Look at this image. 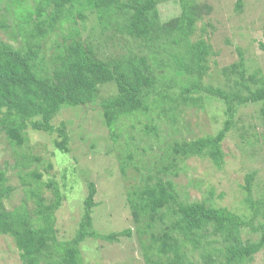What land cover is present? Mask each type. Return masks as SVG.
Segmentation results:
<instances>
[{"label": "trees", "instance_id": "16d2710c", "mask_svg": "<svg viewBox=\"0 0 264 264\" xmlns=\"http://www.w3.org/2000/svg\"><path fill=\"white\" fill-rule=\"evenodd\" d=\"M31 1V5H25L26 0H7L4 9L5 14L11 9L19 35L14 39L16 44L0 38V132L8 144L21 149L31 129L57 134L55 148L67 153L69 135L63 125L54 127L51 121L63 107L92 104L99 96L100 87L112 85L115 93L100 103L110 134L122 119H131L141 126L143 117L146 123L142 133L130 138L143 153L158 145H162L160 150L164 153L159 156L158 166L152 165L151 159L144 162L145 166L134 163L142 186L139 191L127 194L145 264H196L189 258L190 248L200 249L206 264L217 261L218 264H247L264 250V225L253 224L254 217L261 214L259 208L263 203L254 204L249 198L254 172L245 176V185L241 187L247 195L245 203L253 209L249 220L226 208L207 207L204 200H182L170 179L180 168L177 162L183 163L188 158H208L220 169L223 165L221 143L233 128L238 108L259 102L264 106V82L254 74L250 76L254 87L249 86L241 50H237L238 60L222 70L226 83L230 82L226 90L204 85L211 51L202 39L190 42V38L196 23L203 15H209L210 7L196 4L194 0H176L180 15L160 23L158 6L168 0ZM242 8V0H236L235 10L240 12ZM87 12L97 15L100 36L108 29L113 30L121 38L113 41L112 34L110 42L135 41L134 50L101 57L93 44V36L82 37L75 27L78 21H86ZM5 22L0 12V33L7 31ZM55 36L61 37L64 48L61 44L57 46L56 54L61 57H51L56 56V64L45 72L41 63L45 62L46 50L56 42ZM258 47L264 55V42ZM168 69L173 77L162 75ZM203 99L216 100L222 105L221 128L213 136L175 141L179 117L182 118L187 108L202 109ZM260 114L264 118V108ZM134 128L131 124V129ZM15 152L18 154L15 164L21 171L26 170L23 186H30L25 178H33L34 184L40 183L41 174L28 170L37 158ZM125 157L130 162L132 155L126 153ZM6 182V174L0 167V236L13 240L23 264H83L81 247L85 241L115 244L121 238L131 237V229L104 235L94 231L91 212L96 206V189L92 183L88 185L83 214L73 237L58 240L55 213L64 196L57 183L49 179L43 184L52 195L49 201L35 184V189L27 190V196L34 201L32 209L23 200L18 207L7 210L4 201L12 188L5 186ZM243 229L255 234L260 232L259 238L244 241ZM219 240L225 245L217 250L211 243Z\"/></svg>", "mask_w": 264, "mask_h": 264}, {"label": "rangeland", "instance_id": "374dc122", "mask_svg": "<svg viewBox=\"0 0 264 264\" xmlns=\"http://www.w3.org/2000/svg\"><path fill=\"white\" fill-rule=\"evenodd\" d=\"M194 1L210 7L209 15H203L196 23V29L190 38V42L202 39L211 51L208 71L203 78L204 85L226 90L230 82L226 83L222 70L238 60L237 50L242 52L244 74L249 86L254 87L253 80L250 79L254 74L264 82V55L258 47L259 43L264 42V0H242L243 8L240 12L235 10L236 0ZM6 2L7 0H0V12L8 27L6 33H0V38L16 44L14 39L19 38L18 30L11 9L6 12L8 15L5 14ZM26 2L25 5L32 4L31 0ZM158 12L160 23H164L178 17L181 9L176 0H168L159 4ZM75 27L82 37L93 36V44L98 47L101 57L118 56L125 50H134L136 46L135 41L110 42L112 34L113 41L117 37L121 38L113 30L108 29L100 36L97 15L89 12L86 21H78ZM54 38L56 42L46 50L45 62H40L45 72L53 69L56 64L54 59L59 56L56 51L62 39L60 36ZM63 44L64 42L62 47ZM54 55L55 58L51 59ZM162 75L173 77L169 69ZM114 93L112 85L100 87L99 96L92 104L75 108L63 107L53 118L51 124L54 127L63 125L69 135L67 153L55 148L54 143L59 140L57 134L37 133L29 129L26 133L28 141L17 150L8 144L6 136L0 132V167L6 174L5 186L12 188L8 199L4 201L7 210L18 207L23 200L26 201V207L32 209L34 201L27 196V190L35 189L36 185L41 187V194L46 201L52 199L50 190L43 185L52 179L64 196L61 207L55 213L54 228L58 240H68L77 229L83 214V200L87 195L88 185L92 183L96 189V206L91 212L94 231L104 235L131 229L130 238H121L115 244L85 241L81 247L83 264H145L134 230L127 194L130 191H139L142 186L141 177L133 167L134 163L145 166L144 162L151 159L152 165L157 163L158 166L161 160L159 156L164 153L160 150L162 145L146 150L145 153L137 150L138 144L130 136L142 133V126L146 123L143 117L140 118L143 123L141 126L132 123L131 119H122L113 134H110L104 123L100 103ZM201 104L202 109L187 108L181 114L178 131L173 136L175 141L213 136L221 128L224 120L222 105L216 100L206 99ZM263 108L261 102L238 108L233 128L221 143L223 165L220 169L208 158L194 157L184 160L183 163L177 162L180 168L170 179L182 200H204L207 207L226 208L249 220L253 209L245 203L247 195L241 187L245 185V176L254 172L249 198L254 204L261 202L263 205L259 208L261 214L254 217L253 224L264 225V118L260 114ZM131 124L134 129H131ZM168 141L171 142L170 138ZM15 150L27 157L37 158L38 161H34L28 170L41 174L40 183L35 185L33 178H25V183H30V186H23L26 170L21 171L15 164L18 159ZM126 153L132 155L130 162L124 160ZM170 216L172 215L168 214ZM259 235L260 232L255 234L249 229L241 231L244 241H256ZM211 244L217 250L225 245L220 240ZM210 252L212 254L211 249ZM201 254L200 249L193 251L190 248L189 258L196 264H206ZM0 264H23L9 236H0ZM213 264H218V261ZM247 264H264V250L253 256Z\"/></svg>", "mask_w": 264, "mask_h": 264}]
</instances>
